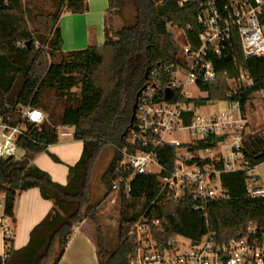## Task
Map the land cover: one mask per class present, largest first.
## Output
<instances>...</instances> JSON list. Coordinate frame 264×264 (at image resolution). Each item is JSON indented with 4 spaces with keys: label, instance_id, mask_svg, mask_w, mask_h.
<instances>
[{
    "label": "trees",
    "instance_id": "obj_1",
    "mask_svg": "<svg viewBox=\"0 0 264 264\" xmlns=\"http://www.w3.org/2000/svg\"><path fill=\"white\" fill-rule=\"evenodd\" d=\"M51 1L53 11L47 13L34 0H26L25 4L22 0H0V116L18 106L38 108L47 116L40 126L28 125V138L18 140L22 157L0 160L4 214L16 225L17 198L34 188L53 204L31 231L24 248L15 250L14 238H5V264H45L52 254V264H59L83 217L90 218L95 225L99 264H129L133 243L127 239L128 229L123 225L145 213L146 219L159 222L165 237L201 241L210 233L217 243L223 244L242 238L252 226L258 233L264 231V196L249 195L247 182L251 178L247 172L222 175L227 198L211 201L205 212L195 210L191 198L174 200L169 193L162 192L163 184L156 176L142 175L133 182L130 197H118L119 242L114 250L107 247L95 218V207L86 200L93 163L105 148L112 151L102 177L107 190L105 200L111 195L113 171L122 157L120 151L128 144L138 94L152 72L157 73L162 66L175 69L180 64L179 47L169 27L183 30L187 40L198 46L200 29L196 16L202 0H192L185 8L179 7V0H134L133 23L117 30L108 27V15H121L123 2L108 0L104 43L70 52L62 51L59 21L64 10L86 13L87 0ZM36 42L46 47L37 48ZM20 43L26 47H20ZM212 60L218 77L200 86L208 93V100H225L230 91L225 74L236 78L240 69L253 80V85L239 88L235 97L244 110L254 94L264 92V56H245L237 36H233L221 56ZM161 74L162 82L170 80L171 72ZM60 127H73L74 139L84 144L80 160L69 167L66 185L54 182L34 164L37 154L49 153L48 147L58 142ZM249 143L247 156L255 168L264 163V139L255 134L249 137ZM49 155L61 163L56 156ZM166 155L161 156V163L169 167L174 149L168 148Z\"/></svg>",
    "mask_w": 264,
    "mask_h": 264
},
{
    "label": "built area",
    "instance_id": "obj_2",
    "mask_svg": "<svg viewBox=\"0 0 264 264\" xmlns=\"http://www.w3.org/2000/svg\"><path fill=\"white\" fill-rule=\"evenodd\" d=\"M191 1L179 0L178 5L185 8ZM196 18L199 45L193 46L182 30L186 45L180 64L152 72L140 92L128 144L120 151L122 157L113 171L111 195L116 200L120 194L130 197L139 176L153 175L162 182V192L174 200L191 198L194 209L205 212L211 201L227 198L221 176L242 171L251 178L247 182L249 195L264 196L247 156L252 125L241 101L235 100L239 88L253 85L251 76L243 69L236 78L225 74L230 91L221 101L208 100V93L200 87L217 79L212 57L221 56L234 35L245 56H264V0H202ZM19 46L25 48L26 44ZM36 47L46 46L36 42ZM162 71L171 72L168 82H162ZM189 87L206 96L188 95ZM209 103H226L231 109L201 115L199 110ZM46 118L42 110L31 106H18L0 116V160L19 158L22 151L17 142L28 138V125L40 126ZM181 134L188 139L180 140ZM170 147L174 157L167 167L161 156ZM146 214L123 225L133 243L129 264H264V231L258 233L253 226L242 238L219 244L210 233L201 241L165 237L159 222L146 219ZM0 232L6 239L14 238L13 219L8 215L0 218ZM5 259L6 255L0 257V264H5Z\"/></svg>",
    "mask_w": 264,
    "mask_h": 264
},
{
    "label": "crops",
    "instance_id": "obj_3",
    "mask_svg": "<svg viewBox=\"0 0 264 264\" xmlns=\"http://www.w3.org/2000/svg\"><path fill=\"white\" fill-rule=\"evenodd\" d=\"M87 5L88 11L84 14L69 12L60 18L59 26L63 37V52L86 49L91 46V36L96 37L99 42L103 35L105 36L103 26L108 9V0H87ZM63 135L64 138L61 139L59 134L58 142L48 147V152L56 156L61 163L55 162L49 153L37 154L34 158V164L47 172L51 179L60 185L67 184L69 167L76 165L84 150L83 142L74 139V131ZM52 208V202L45 200L37 188L22 192L18 196L15 206V250H20L29 243L31 231L47 216ZM3 215L4 196H0V218ZM86 223L83 221L74 228L73 236L59 264H99L97 241ZM4 242V235L0 232V257L5 255Z\"/></svg>",
    "mask_w": 264,
    "mask_h": 264
},
{
    "label": "rangeland",
    "instance_id": "obj_4",
    "mask_svg": "<svg viewBox=\"0 0 264 264\" xmlns=\"http://www.w3.org/2000/svg\"><path fill=\"white\" fill-rule=\"evenodd\" d=\"M35 4H39L43 11L45 12H52L53 6L51 0H34ZM123 7L121 15L118 14H110L108 15L111 20H109V26L113 30H117L118 28H122L123 26H129L133 23L136 9L134 6V0H122ZM68 10H64L61 17H64L68 14ZM106 17V15H105ZM104 17V21H105ZM105 23V22H104ZM30 28H33V25L30 24ZM105 30V24L103 26ZM170 31L173 34L174 40L179 47V52H182V47L186 45L185 38L182 30L178 29L177 27L170 26ZM264 31V28H263ZM91 46L101 45L99 43H104L105 36L100 40H97L96 37L90 38ZM51 62V60H49ZM188 95L192 97H205L206 95L201 91L195 89L194 87H189L186 89ZM230 106L226 103L221 104H207V106L202 107L199 110L201 115L207 116L212 113H221L227 110H230ZM246 117L249 119L252 125V134L260 135L264 139V92L256 93L251 97L250 103L246 109ZM74 131L73 127L68 128H60L59 134L61 139L64 138L63 134L72 133ZM180 140L188 139L186 134H181L178 136ZM23 154V153H22ZM22 157V155L20 156ZM19 157V158H20ZM112 158V151L109 148H105L100 155L96 158L95 162L92 166L91 177L87 187V199L90 205L95 207V218L97 219L98 223L100 224L104 239L106 241L107 247L111 250H114L115 247L118 245V221L120 216V204L116 200L115 197L110 195L107 199L104 200V196L106 194V188L102 183V177L110 164V160ZM253 173L259 176L262 189L264 190V163L260 164L259 166L255 167ZM86 200L84 201V205ZM85 210V207H84ZM85 212V211H84ZM84 222L86 221L88 227L91 230L92 235L95 236L97 239L96 228L92 220L88 217H83ZM82 221V222H83ZM54 254L45 261V264H52L54 260Z\"/></svg>",
    "mask_w": 264,
    "mask_h": 264
},
{
    "label": "water",
    "instance_id": "obj_5",
    "mask_svg": "<svg viewBox=\"0 0 264 264\" xmlns=\"http://www.w3.org/2000/svg\"><path fill=\"white\" fill-rule=\"evenodd\" d=\"M29 43H27V47H29ZM138 97H139V94H138V96H137V99H138ZM136 107H137V101H136V104L134 105V109H133V115H132V120H131V122H133V119H134V117H135V111H136ZM261 155H259V156H257V158H259Z\"/></svg>",
    "mask_w": 264,
    "mask_h": 264
},
{
    "label": "bare ground",
    "instance_id": "obj_6",
    "mask_svg": "<svg viewBox=\"0 0 264 264\" xmlns=\"http://www.w3.org/2000/svg\"><path fill=\"white\" fill-rule=\"evenodd\" d=\"M140 95V94H139ZM138 100V99H137ZM134 120V119H133ZM132 125V124H131ZM247 148H251L250 144L247 146ZM253 151H250L252 153Z\"/></svg>",
    "mask_w": 264,
    "mask_h": 264
}]
</instances>
